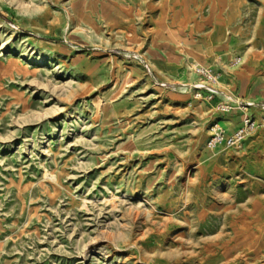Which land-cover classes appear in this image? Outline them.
<instances>
[{
    "label": "rangeland",
    "instance_id": "obj_1",
    "mask_svg": "<svg viewBox=\"0 0 264 264\" xmlns=\"http://www.w3.org/2000/svg\"><path fill=\"white\" fill-rule=\"evenodd\" d=\"M261 83L264 0H0V264H264Z\"/></svg>",
    "mask_w": 264,
    "mask_h": 264
},
{
    "label": "built area",
    "instance_id": "obj_2",
    "mask_svg": "<svg viewBox=\"0 0 264 264\" xmlns=\"http://www.w3.org/2000/svg\"><path fill=\"white\" fill-rule=\"evenodd\" d=\"M146 66L149 69L148 63H146ZM195 72L199 75L206 77L207 81L210 82V83L202 82L200 84L194 85V87L198 89V91H200L198 92V96H201V91L205 89L207 90V92L211 94L210 98H212L213 94L217 93L216 89L212 85V82L215 81V77L212 75V72L201 66H197L195 68ZM229 108H230L229 106L221 105V109L224 111L225 110L228 111ZM254 128H255V121L249 115H245L242 118L241 125L231 133L226 132L221 125L215 123L210 127V135L206 145L208 148L211 149L218 147H223V148L240 147L243 144L247 135L251 131H253Z\"/></svg>",
    "mask_w": 264,
    "mask_h": 264
},
{
    "label": "crops",
    "instance_id": "obj_3",
    "mask_svg": "<svg viewBox=\"0 0 264 264\" xmlns=\"http://www.w3.org/2000/svg\"><path fill=\"white\" fill-rule=\"evenodd\" d=\"M184 39H185V38H184ZM184 39H182V40L180 41V44H186V43H185L186 40H184ZM261 82H263V81H261ZM263 84H264V83H261V85H260L258 91H257L254 95L251 96V99L253 100V103H254V101H255L257 98H259V96H260V92H261V90L263 89V88H262V85H263ZM244 89H245V88H244ZM244 91H245V90H244ZM245 94H246V93H245ZM246 98H247V96H246ZM254 104H255V103H254ZM256 106L259 107V105H256ZM242 118H243V117H242ZM242 118H241V120H240L239 126L241 125ZM239 126H238V127H239ZM238 127H237V128H238ZM237 128H235L234 130L230 131L229 133L235 131ZM218 148H220V149H230V148H223V147H218Z\"/></svg>",
    "mask_w": 264,
    "mask_h": 264
}]
</instances>
